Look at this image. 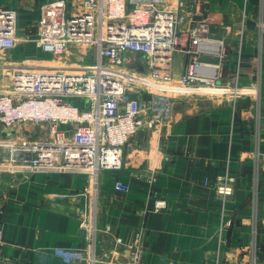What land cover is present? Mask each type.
I'll use <instances>...</instances> for the list:
<instances>
[{
	"label": "crops",
	"instance_id": "obj_1",
	"mask_svg": "<svg viewBox=\"0 0 264 264\" xmlns=\"http://www.w3.org/2000/svg\"><path fill=\"white\" fill-rule=\"evenodd\" d=\"M45 1L0 0L3 7L14 9L24 39L10 50L11 59L50 57L27 40L37 32ZM189 7L190 19H205L209 36L226 43L222 83L237 79L241 86L257 85L264 97V29L260 34L259 28L264 0H201ZM180 41L181 49L173 56L175 78L191 58L184 51L186 33ZM201 58L213 59L207 54ZM182 91L184 96L173 101L170 120L153 136L138 130L120 165L99 172L95 203L91 198L88 202L96 212V264L127 259L129 249H116V236L124 244L140 241L143 264H247L251 245L257 264H264V119L255 182L252 96L241 97L232 108L223 87ZM4 133L0 125V137ZM221 173L236 177L224 201L212 186ZM117 180L129 189L119 192ZM85 181V173L79 172L1 171L0 264H79L53 247H89L90 233L79 226L85 201L78 193ZM157 199L165 201L159 210L154 209Z\"/></svg>",
	"mask_w": 264,
	"mask_h": 264
},
{
	"label": "built area",
	"instance_id": "obj_2",
	"mask_svg": "<svg viewBox=\"0 0 264 264\" xmlns=\"http://www.w3.org/2000/svg\"><path fill=\"white\" fill-rule=\"evenodd\" d=\"M200 1H45L40 7L34 42L50 57L37 62L22 59L18 63L5 60L10 59V50L18 41L15 11L0 5V69L8 70L0 72V80H7L0 82V125L5 131L0 137V150H7L0 154V172L18 168L79 172L86 177L78 193L85 201L79 226L90 233L89 247H53L55 253L84 264L86 252L95 247L92 235L97 230L93 218L96 212L90 210L88 202L91 198L95 203L96 188L91 186L99 171L120 165L124 148L130 146L138 130L153 136L173 115L170 92L151 88L134 78L123 79L120 72L125 76L136 74L143 59L151 65H147L151 78L171 81L173 56L181 49L184 32L188 40L184 51L191 58L178 76L179 82L196 88L224 86L221 79L226 43L222 38L209 36L205 19H190L189 5ZM259 28L261 34L263 22ZM203 54L213 59H202ZM31 62L35 63L28 64ZM239 83L234 79L226 86V102L233 108L243 95L254 99L253 164L257 182L264 97L257 85L245 87ZM135 84L148 87V92H139ZM143 93L148 96L146 99ZM26 125H37L43 131L30 137L29 130H21ZM149 180L153 183L155 175ZM235 180L234 176L221 173L214 177L212 185L224 198L233 192ZM114 187L119 192L129 189L128 183L120 180ZM164 205V200L157 199L154 209ZM226 223H231L230 218ZM2 242L0 226V253ZM114 245L116 249L124 245L121 237H114ZM124 247L129 249V255L120 264H143L137 238ZM249 251L247 264L257 263L255 245ZM90 261L96 264L94 256Z\"/></svg>",
	"mask_w": 264,
	"mask_h": 264
},
{
	"label": "rangeland",
	"instance_id": "obj_3",
	"mask_svg": "<svg viewBox=\"0 0 264 264\" xmlns=\"http://www.w3.org/2000/svg\"><path fill=\"white\" fill-rule=\"evenodd\" d=\"M35 29V28H34ZM17 36L18 37H21L20 36V34H19V32H17ZM28 39V41L29 42H31L32 44H33V46H35L36 47V45H35V43L36 42H34V38H35V35H33V36H29V37H27ZM92 51H93V49H92ZM10 56V59H8V58H6L5 60L6 61H9V62H14V63H18V61H20V60H26V59H30V60H42V59H44V57H35V58H25V57H22V59H19V60H17V59H11V55H9ZM93 58H94V53L92 54V58H91V60L90 61H93ZM27 61V60H26ZM147 60H145V61H143V59L141 60V63H139L140 65H139V68H138V70L136 71L137 72V74L139 73V75H141V76H147L148 75V77L147 78H151L150 77V74H149V72H150V70H149V68H148V62H146ZM28 62V61H27ZM1 71H7L8 72V70H6V69H0V72ZM6 72V73H7ZM3 74H5V73H3ZM0 78H1V75H0ZM151 81H152V79H150ZM155 80H157V79H155ZM7 80L5 79V78H3V79H1L0 80V82H6ZM150 81V82H151ZM142 82H144V81H142ZM153 82V81H152ZM151 82V83H152ZM158 82H160V83H162V81H160V80H158ZM146 83V82H145ZM153 84V83H152ZM164 84H167V86L168 87H166V88H169V87H171L172 85H179V82H178V80L175 78V76H174V73H173V71H172V79H171V81H168V82H165ZM136 85V87H135V89H137V90H139V92H142V91H146V92H148L147 91V88L148 87H145V86H143L142 84H140V85H137V84H135ZM160 90V89H159ZM21 130L22 131H27V130H29V132H30V137H34V136H36V135H38V134H40L41 133V131H43L42 129H41V131H40V129H39V127H37V125H26L25 127H22L21 128ZM36 134V135H35ZM4 153H7V150H4L3 151ZM15 170H20V169H18V168H16ZM7 172H9V171H6V170H4V173H7ZM229 175V174H228ZM231 176H233V175H231ZM235 177V176H234ZM235 179H236V177H235ZM98 180L99 179H97L96 180V182H95V184H93L92 183V186L91 187H95L96 188V191H95V194H96V192H97V184H98ZM235 184H236V180H235V182H234ZM235 184H234V186H235ZM213 186V185H212ZM213 188H214V186H213ZM234 189V188H233ZM214 190H215V188H214ZM215 192H216V190H215ZM217 193V192H216ZM218 194V193H217ZM219 195V194H218ZM220 196V195H219ZM226 197H228V196H226ZM226 197H224V198H222V197H220V198H222V201H224V199H226ZM231 220V219H230ZM97 226V225H96ZM132 242V241H131ZM131 242H129V243H131ZM129 243H126V244H129ZM126 244H124V245H126ZM124 245H122L123 247H124ZM95 246V245H94ZM96 247L97 246H95V247H93L92 248V250L91 251H88V252H86V259H85V261H84V264H91V261H90V258H91V256H96ZM250 247H252V245L250 246ZM250 247H249V249H248V251L250 250ZM102 255H104V254H102ZM127 259H128V257H127ZM127 259L126 260H122L121 261V263H125L126 261H127ZM249 259H250V251L248 252V260H247V262L249 263Z\"/></svg>",
	"mask_w": 264,
	"mask_h": 264
},
{
	"label": "bare ground",
	"instance_id": "obj_4",
	"mask_svg": "<svg viewBox=\"0 0 264 264\" xmlns=\"http://www.w3.org/2000/svg\"><path fill=\"white\" fill-rule=\"evenodd\" d=\"M21 40H23L24 41V39L22 38V37H18V41H17V43L19 42V41H21ZM38 47V46H37ZM22 59V58H21ZM17 60H19V59H17ZM35 62H37V60L35 61ZM35 62H33V63H35ZM14 63V62H13ZM32 62L31 63H28V64H33ZM12 65H16V64H12ZM148 65H149V67H151V65H150V63L148 62ZM120 74V76H122L123 77V79L125 78V79H130V78H134V79H137V81H144V83L143 82H141L142 84H144V85H147V86H150L151 88H156V89H160L161 91H168V92H170V96H172L173 97V101L176 99V98H182L183 96H184V92L182 91V89H184L185 90V88H187V89H196V87H194V85H192V84H182V83H180L179 82V79H178V77L176 78L177 80H178V82H179V85H172L171 87H169V88H166V87H168L167 86V84H164L165 82H167V80H163L162 81V83H160V82H158V79L157 80H155V79H153V78H147L148 77V75L147 76H141V75H139V73L137 74H131V75H127V76H125L122 72H120L119 73ZM150 79H152V81L150 80ZM153 83H151V82ZM146 82V83H145ZM225 85V84H224ZM227 85H225V86H223V88L226 90V87ZM220 87H222V86H220ZM246 87V86H245ZM200 88V87H199ZM243 96H246V95H243ZM242 96V97H243ZM226 98H227V95H226ZM241 99V98H240ZM173 101H172V105H173ZM172 108H173V106H172ZM172 114H173V110H172ZM21 170V169H20ZM101 171V170H100ZM99 171V172H100ZM114 186H115V183H114ZM232 194V193H231ZM230 194V195H231ZM229 196V195H228ZM165 206V205H164ZM97 260V259H96ZM96 262V261H95ZM255 264H257V263H255Z\"/></svg>",
	"mask_w": 264,
	"mask_h": 264
},
{
	"label": "water",
	"instance_id": "obj_5",
	"mask_svg": "<svg viewBox=\"0 0 264 264\" xmlns=\"http://www.w3.org/2000/svg\"><path fill=\"white\" fill-rule=\"evenodd\" d=\"M89 52V51H88ZM89 56H87V58H88Z\"/></svg>",
	"mask_w": 264,
	"mask_h": 264
}]
</instances>
